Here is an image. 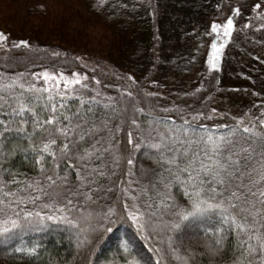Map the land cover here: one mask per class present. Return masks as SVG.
Instances as JSON below:
<instances>
[{
  "label": "trees",
  "instance_id": "obj_1",
  "mask_svg": "<svg viewBox=\"0 0 264 264\" xmlns=\"http://www.w3.org/2000/svg\"><path fill=\"white\" fill-rule=\"evenodd\" d=\"M255 1L0 0V32L7 37L0 40V121H27L24 132L13 124L0 136V264H247L240 255L242 233L219 211L180 220L158 201L153 205L148 192L138 201L146 207L137 216L131 196L148 187L145 177L153 165L131 121L143 127L171 117L176 125L188 120L224 136L236 129L237 136L251 137V144H242L251 153L264 132V0ZM228 17L233 27L220 44L211 24ZM213 40L219 50L216 67L209 62ZM49 68L63 75L83 72L99 88L85 82L52 87L38 78ZM50 98L57 116L79 111L90 122L106 119L107 130L97 122L96 138L114 140L111 151L122 154L119 167L111 158L93 157L96 173L76 191L79 153L63 149L71 137L60 136L39 160L33 141L38 144L41 133L34 122L43 124L52 115ZM18 100L30 102L32 111L13 113L12 108L19 111ZM244 127L252 133L244 134ZM137 143L141 149L134 148ZM81 147L89 146L82 142ZM261 164L255 156L252 166L259 171ZM53 170L61 188L57 177L75 191L68 212L26 188L38 181L51 191L45 174ZM170 191L174 202L183 204L182 189ZM81 238L87 244L80 245ZM260 256L258 251L248 259L261 264Z\"/></svg>",
  "mask_w": 264,
  "mask_h": 264
},
{
  "label": "snow or ice",
  "instance_id": "obj_2",
  "mask_svg": "<svg viewBox=\"0 0 264 264\" xmlns=\"http://www.w3.org/2000/svg\"><path fill=\"white\" fill-rule=\"evenodd\" d=\"M221 26L225 30L224 34L229 35V30L233 27L232 18L228 17L223 25L213 22L211 32L217 33ZM6 39L5 34L0 32V40ZM20 43L27 44L26 41ZM211 47L214 51L217 50L215 40H213ZM209 62H212L211 55L209 56ZM212 67H216V65L213 63ZM73 75L79 77L80 74L74 73ZM38 78H42L46 83L50 80L55 81L57 88L61 83L60 78L54 73L45 72L42 77L38 75ZM69 83L76 85L81 84L82 81L79 78L65 80L63 81L65 88ZM31 89H35V85H30ZM43 90L46 92L51 91L49 88ZM127 94L128 96L132 95L131 92ZM29 103L28 101L21 102L18 100L19 111L17 108H12V112L19 115L25 110L32 111ZM50 107L52 115L45 119L43 124L34 122L35 128L39 129L41 133L39 143L33 141L34 150H38L40 154L39 160H43V153L49 152L57 144L60 136H64L65 139L71 137L70 142L63 145V149L79 153L78 159L82 166H78L77 176L80 184L77 185L76 191L88 183L90 177L96 173V167L93 166V157L101 162L111 158L112 163L119 167L122 154L119 152L114 154L111 151V148L115 146L114 140L111 137L96 138L97 122L107 130L108 121L106 119L101 120L99 117H95V120L90 122L79 111L72 113L71 116H57L58 109L55 103H51V98ZM60 107H64L63 103L60 104ZM88 111L91 112L90 109ZM138 111L142 112L143 109H138ZM193 119H196V117H193ZM25 123L27 121L23 118L20 121L13 120L11 124L6 120L0 121V126L4 128V132H0V136L5 135L13 124L16 125L17 131L24 132L23 125ZM260 123L264 124V121ZM131 124L145 141L143 147L148 149L149 159L153 165L150 175L145 177L149 181L148 187L146 189L141 188L139 195L131 196L132 207L137 209V216L143 215L139 212V208L146 207L138 201L148 192L153 194L152 197H149L153 199V205L158 201L160 206L171 210L173 215L180 220H188L208 212L219 211L224 219L232 221L244 237L240 240L241 257L246 260L247 264H253V260L248 259V257L254 256L259 251L261 264H264V232L261 231L264 228V187H258L261 182H264V164L260 165L259 171L252 166L255 156H259L264 161V132L258 134L260 142L252 147V152L249 153L248 148L243 147L242 144H251V137L245 139L243 135L237 136L236 129H230L228 136L216 135L211 133L207 126L202 124L193 125L188 120H182L181 124L176 125L171 117L159 121H150L143 127L137 125L135 119L131 121ZM223 127L227 128L228 126L224 125ZM243 133H252V128L244 127ZM82 142L88 144L89 147L82 148ZM128 143L133 144L131 132L128 133ZM105 144L109 147H105ZM133 146L136 149L142 147L139 143ZM51 154L55 155L54 152ZM66 154V151H62L61 157ZM126 163L131 167L134 161L129 158ZM254 173L258 175V179L254 178ZM54 176V170L53 175L45 174V179L49 182L51 191H45L38 181L26 185V188L29 192L43 194L46 199L53 201L61 212H68V206L73 205L72 199L68 197L75 195V191L67 188L65 178L57 177L64 185L61 188L53 179ZM13 182L15 183V181ZM174 186H179L182 189V195L186 198L183 204L174 202L170 191ZM125 192L127 194L128 189H125ZM61 197L66 202H61ZM31 198L35 203L39 197ZM17 199H20V196H17ZM49 206L48 204L45 205V207ZM125 207H128L127 203ZM147 207H152V205ZM0 211H4V209H0ZM25 216L30 217L32 213L25 212ZM137 216H133V218L136 219ZM48 218L53 219L54 217L50 216ZM68 222L72 223L73 221ZM12 224L15 226L16 221L13 220ZM178 226L174 225V227ZM3 231L7 232L8 229ZM252 240L257 241V245H253L250 242ZM216 243H219V241H216ZM245 245L247 247H244Z\"/></svg>",
  "mask_w": 264,
  "mask_h": 264
},
{
  "label": "rangeland",
  "instance_id": "obj_3",
  "mask_svg": "<svg viewBox=\"0 0 264 264\" xmlns=\"http://www.w3.org/2000/svg\"><path fill=\"white\" fill-rule=\"evenodd\" d=\"M253 2H257V1L253 0ZM1 5H2V2H0V20H2L1 18H2L3 14H4V10H3V8H1ZM257 6H258V3H256V5H254V7H256V8H257ZM225 22H226V21H225ZM225 22H224V23H225ZM35 25H36V24H35ZM221 25H223V24H221ZM41 29H42V28H41ZM224 31H225V30H224L223 26H221V27L218 29L217 33H212L213 38L216 39V40H219V41H220V44H222V42H224V41L227 39V36L224 34ZM215 37H216V38H215ZM49 40L54 41V39H49ZM218 51H219V50L217 49V50H215V52H214V50H213V52H212V62L210 63L211 66H212L213 63L217 66V60H218V56H217V54H218ZM45 72H47V73H49V74H53V73H54L57 77H59L60 80H61L60 85H64V84H62V82L65 81V80H72V79L79 78L82 82H85L86 84H91L93 87L95 86L96 89L99 88V86L93 82V80L91 79L90 75L85 74V73L80 72V71L74 72V73H79V74H80L79 77H75L73 74H71V75L67 74V75H62V76H61L60 73H56L55 71L52 70V68H49V69H47V70H44L43 73H45ZM85 76L87 77L86 79H85ZM48 82H49V84H50L52 87H56V82H55V81H51V80H50V81H48ZM69 84H70V83H69ZM60 85H59V86H60ZM110 240H113V238H109V239H108V241H110ZM80 241H81L80 245L85 244V243L87 242V240H86V239H83V238H81ZM108 241H107V242H108ZM105 242H106V241H105ZM107 242L105 243V245H107ZM86 244H87V243H86ZM190 250H191V252L193 251V250H192V245H191ZM95 264H97V263H95Z\"/></svg>",
  "mask_w": 264,
  "mask_h": 264
}]
</instances>
